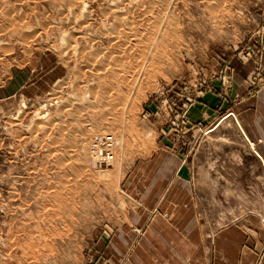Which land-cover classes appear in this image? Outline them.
Returning a JSON list of instances; mask_svg holds the SVG:
<instances>
[{
  "label": "rangeland",
  "instance_id": "rangeland-1",
  "mask_svg": "<svg viewBox=\"0 0 264 264\" xmlns=\"http://www.w3.org/2000/svg\"><path fill=\"white\" fill-rule=\"evenodd\" d=\"M263 40L264 0H0V264H118L143 212L171 230L179 205L155 201L170 175L144 166L170 134L179 163L190 146L209 168L190 193L191 262L220 232L264 224L235 118L185 119L204 94L228 99L234 59L263 88Z\"/></svg>",
  "mask_w": 264,
  "mask_h": 264
},
{
  "label": "crops",
  "instance_id": "crops-1",
  "mask_svg": "<svg viewBox=\"0 0 264 264\" xmlns=\"http://www.w3.org/2000/svg\"><path fill=\"white\" fill-rule=\"evenodd\" d=\"M260 59L259 69L262 75L261 79L264 81V51ZM230 67L232 69V85L228 99H221V94H217V92L204 94L203 99L192 105L188 117L185 119L189 124L197 123L198 127L206 128L213 125L211 123L219 121L223 111L230 113L261 164L257 173L260 174L258 178L262 181L264 180V86L254 93L248 88L245 77L254 70L252 63L245 65L234 59L231 61ZM210 120L212 121L210 122ZM193 134L192 138L196 133ZM189 140L188 137L187 140L183 138V142L187 145L190 144ZM175 141L171 134L167 135L165 142L162 144L159 142L160 146L156 149L153 158L144 165L145 168L147 166H164V170L170 175L168 176L170 178L163 181L164 187L169 193L167 198L163 197L164 188H162L161 194L157 193L158 197H155V201L179 205V207H175V211L171 212L170 219L174 220V224L169 227L171 230H168V225L164 224L157 214H154L155 217H153L151 213L143 212L139 218L141 221L142 219L145 221L139 222V227L137 226L136 230H133L137 238L135 237L133 240V246H129L132 247V254L124 255L125 257L118 264H264V224L256 229L246 226L244 231L231 229L224 234L220 232L214 238L212 248H208V252H212L211 258L209 254V259H207L206 246H198V259L190 261L187 247V244H190L188 240L190 235L188 219L189 213L192 212L190 205L192 201L200 202L190 193L191 189L200 186L195 183L197 172L209 171V168L194 163L190 146L181 150L182 162L179 163L177 158L180 155H178V149L175 148ZM183 145L185 147V144ZM163 155L170 156L171 162L162 163ZM249 168L252 180V174L255 172L252 167ZM134 220L139 221V219ZM167 231L172 236L175 235L176 238L169 237Z\"/></svg>",
  "mask_w": 264,
  "mask_h": 264
},
{
  "label": "bare ground",
  "instance_id": "bare-ground-1",
  "mask_svg": "<svg viewBox=\"0 0 264 264\" xmlns=\"http://www.w3.org/2000/svg\"><path fill=\"white\" fill-rule=\"evenodd\" d=\"M86 6V5H85ZM122 7V6H121ZM109 80V79H108ZM100 142H98V145L100 146V144H101V146L102 147H107V150H109V154H110V156H104V155H102L101 154V151H100V156H101V159H102V161L105 163H107V162H110V161H112L113 160V146H114V140H113V137L112 136H104V137H100ZM100 146V147H101ZM102 149H104V148H102ZM101 149V150H102Z\"/></svg>",
  "mask_w": 264,
  "mask_h": 264
},
{
  "label": "built area",
  "instance_id": "built-area-1",
  "mask_svg": "<svg viewBox=\"0 0 264 264\" xmlns=\"http://www.w3.org/2000/svg\"><path fill=\"white\" fill-rule=\"evenodd\" d=\"M104 149L101 150V154L104 155V156H110L109 154V150H107V147H102Z\"/></svg>",
  "mask_w": 264,
  "mask_h": 264
}]
</instances>
